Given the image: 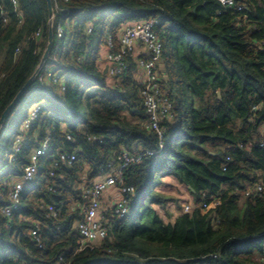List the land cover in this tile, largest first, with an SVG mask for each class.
<instances>
[{
    "label": "trees",
    "instance_id": "1",
    "mask_svg": "<svg viewBox=\"0 0 264 264\" xmlns=\"http://www.w3.org/2000/svg\"><path fill=\"white\" fill-rule=\"evenodd\" d=\"M17 1L15 9L0 0L7 17L6 24L0 17V116L47 45L46 1ZM222 1L69 0L59 5L66 14L52 11L47 59L0 128V264H264V193L245 196L264 183V0ZM152 19L172 105L162 139L144 126L134 62L117 78L103 73L107 39L117 44L123 28ZM38 29L41 38L31 39ZM47 73L58 79L40 81ZM35 106L38 117L25 130ZM46 138L34 181L5 218V182L20 179ZM121 150L154 154L124 172L134 188L126 217L109 213L108 236L79 250L83 188ZM60 153L76 159L53 171ZM168 177L193 205L173 223L159 213L178 202L161 191Z\"/></svg>",
    "mask_w": 264,
    "mask_h": 264
},
{
    "label": "built area",
    "instance_id": "2",
    "mask_svg": "<svg viewBox=\"0 0 264 264\" xmlns=\"http://www.w3.org/2000/svg\"><path fill=\"white\" fill-rule=\"evenodd\" d=\"M10 4L17 9V0H8ZM69 0H51L52 11L64 12L59 8L61 3L66 4ZM222 3H226L221 0ZM231 4L230 2H227ZM0 17L2 23H7V17L0 5ZM53 15L51 20H53ZM63 17L60 18V21ZM21 21H19L20 23ZM157 20L141 21L123 28L120 32L117 44L111 38L107 39L106 54L104 57L107 75L111 78H117L123 75L128 69L129 61H133L138 70L137 82L139 84V96L141 98L142 107L145 112L146 120L144 126L150 131L157 133L160 139L164 136L166 129L161 127L163 121L172 118V105L167 98V89L165 85L166 77L161 68L162 43L158 39L154 26ZM92 31L90 25L87 32ZM64 34V28L59 24L56 28V38L61 39ZM41 29H38L31 35V39L38 40L41 38ZM19 50L17 49L16 52ZM58 77H40V81L49 84L56 81ZM62 80V79H61ZM39 106H35L29 113L28 119L24 122L23 128L26 130L34 122L39 113ZM70 140V137H67ZM49 138L43 140L40 147L34 150L30 156V163L24 168L22 176L18 181L5 182L8 188L7 201L8 205L1 209V214L11 219L13 214L20 208V201L25 191V186L34 181L38 172V161L47 154L49 148ZM15 150L20 149V140L17 139L14 146ZM154 153L145 151L139 154H132L129 151L121 150L114 157L107 161L105 170H101L97 182L94 179L89 186L83 188V199L85 204L82 207V220H80L76 229L81 237L79 250L88 247L93 248L108 236L109 220L108 214L116 219H123L129 212V203L125 196L134 193V188L124 185V172L132 165L138 164L145 155H153ZM75 154H59L58 164L55 163L54 170L58 165L71 164L75 161ZM13 160V157H10ZM55 172H51L50 176H54ZM264 177V173H263ZM109 192L115 193L114 202L106 206L104 202L105 195ZM264 193V183L257 184L253 189L246 191L245 196H259ZM216 202L214 205H217ZM202 208L207 209L206 205ZM191 207L187 206L184 213L191 212ZM48 215L56 216L53 207H47ZM39 228L36 227L30 232L31 237L38 236ZM37 240V239H36ZM65 264V263H59Z\"/></svg>",
    "mask_w": 264,
    "mask_h": 264
},
{
    "label": "rangeland",
    "instance_id": "3",
    "mask_svg": "<svg viewBox=\"0 0 264 264\" xmlns=\"http://www.w3.org/2000/svg\"><path fill=\"white\" fill-rule=\"evenodd\" d=\"M105 54L106 53H104V51H103V54H102L103 57L105 56ZM45 76H50V77L55 76V77H57V75H54L53 73H47V74H45L43 76L41 75V77H45ZM134 76H135V79H138V75L136 73H135ZM59 80L62 81L61 79H59ZM59 84H60V82H59ZM98 180H99V178L96 177L94 182H97ZM166 181L167 182H164L166 186L163 187L161 189V191L164 192L168 197H172L173 199H175L178 202H177V204H168L167 205V211H168L169 216H168L167 212H165L164 210H160L159 209L161 211V214H163V216L166 219L167 218L171 219V215L174 216V214L178 215L180 212H184V209L187 206H189V207H191V209H193V205L189 204L191 202V199H190L191 196L189 195L188 191L186 189L184 190L183 188L179 189V188L173 187V186L170 185V182H168V180H166ZM114 198H115V193L114 192L107 193L105 195V199H104V202L106 203V206L110 205L111 202H114Z\"/></svg>",
    "mask_w": 264,
    "mask_h": 264
},
{
    "label": "water",
    "instance_id": "4",
    "mask_svg": "<svg viewBox=\"0 0 264 264\" xmlns=\"http://www.w3.org/2000/svg\"><path fill=\"white\" fill-rule=\"evenodd\" d=\"M46 1V9H47V13H48V17H49V22H48V26H49V30H48V36H47V45L46 48L42 54L39 66L37 68V70L35 71L34 75H36L38 73V71L40 70V68L42 67V65L44 64V62L47 59V56L51 50L52 47V42H53V36H52V32H51V18H52V6H51V0H45ZM104 74L107 73V68L105 67ZM31 77L24 85L23 87L18 91V93L15 95L14 99L11 101V103L7 106V108L3 111V113L0 116V128L8 114V112L10 111V109L15 105V103L19 100V98L21 97V95L23 94V92L25 91V89L28 87V85L31 83V81L34 78ZM219 95V94H218Z\"/></svg>",
    "mask_w": 264,
    "mask_h": 264
},
{
    "label": "crops",
    "instance_id": "5",
    "mask_svg": "<svg viewBox=\"0 0 264 264\" xmlns=\"http://www.w3.org/2000/svg\"><path fill=\"white\" fill-rule=\"evenodd\" d=\"M106 53V52H105ZM105 57V56H104ZM104 69H105V63H104ZM166 180H168V182H170V185L171 186H173V187H176V188H179V189H186L184 186H181V185H179V184H177L172 178H165V179H163V182H167ZM187 190V189H186ZM190 199H191V202L189 203V204H191L192 205V198L190 197ZM159 213H160V215L163 217V219H164V221L166 222V223H173V221H174V219L179 215H177V214H174V216L173 215H171V219L170 218H165L164 216H163V214H161V211L159 210Z\"/></svg>",
    "mask_w": 264,
    "mask_h": 264
}]
</instances>
